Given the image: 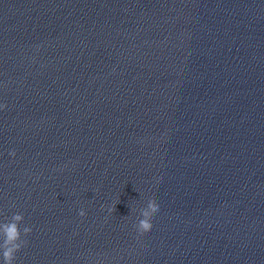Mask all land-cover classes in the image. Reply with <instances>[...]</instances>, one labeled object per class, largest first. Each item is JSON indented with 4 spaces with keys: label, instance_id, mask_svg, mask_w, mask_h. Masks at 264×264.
I'll return each instance as SVG.
<instances>
[{
    "label": "clouds",
    "instance_id": "9594fccd",
    "mask_svg": "<svg viewBox=\"0 0 264 264\" xmlns=\"http://www.w3.org/2000/svg\"><path fill=\"white\" fill-rule=\"evenodd\" d=\"M3 107V106H0ZM10 155L15 156V151L10 152ZM113 211L115 210L112 209ZM159 210V206L155 199H149L146 208L141 210L142 219L136 225L137 231L143 235L152 229L151 219ZM81 217L85 216L84 210L79 211ZM24 220L21 213H15L4 223H0V255L3 258V264H14L16 253L25 247L28 243L22 236H28L32 229L29 226H24L21 230L20 225Z\"/></svg>",
    "mask_w": 264,
    "mask_h": 264
}]
</instances>
